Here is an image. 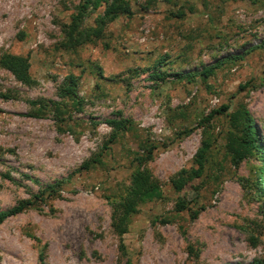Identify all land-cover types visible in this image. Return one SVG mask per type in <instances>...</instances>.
<instances>
[{"label":"rangeland","instance_id":"rangeland-1","mask_svg":"<svg viewBox=\"0 0 264 264\" xmlns=\"http://www.w3.org/2000/svg\"><path fill=\"white\" fill-rule=\"evenodd\" d=\"M77 1L0 0V56L27 57L30 79L0 65V210L59 183L0 223V264H264V150L233 163L227 117L214 112L244 107L264 148V0H129L103 39L63 50ZM107 119L130 127L114 133ZM206 134L201 173L188 177ZM139 166L160 196L135 205L122 253L111 204Z\"/></svg>","mask_w":264,"mask_h":264},{"label":"trees","instance_id":"trees-1","mask_svg":"<svg viewBox=\"0 0 264 264\" xmlns=\"http://www.w3.org/2000/svg\"><path fill=\"white\" fill-rule=\"evenodd\" d=\"M98 7H102L101 12L95 14L92 19V24L85 25L83 23L84 19L89 15L90 12L95 11ZM178 14L182 13L179 12ZM121 15H131L129 0H78L77 4L74 6V10L69 15L68 22L62 24L61 26V39L57 45L63 50H75L84 44L95 43L96 41L103 39L105 26ZM0 65L11 72L13 76L19 81L24 83L29 82L30 79L27 73V57L3 53L0 56ZM213 67H217V65L202 69L200 74H203V76L209 75L212 72ZM262 72L264 74V67ZM69 78V84L64 83L59 92V95L63 99L67 100L73 99L75 97V80L71 75ZM244 84H240L239 88L244 87ZM66 106L67 104H62L60 107H58L57 113L61 111H59V108H66ZM226 109L227 105L224 104L219 107L218 110L220 111L214 112H222L227 117V125L229 130H227L226 133L225 150H227L230 160L233 163H237L242 158L256 154H258V156L261 158L264 148L259 143L252 118L248 114L247 110L241 106L230 113H225ZM212 114L213 112L211 111L202 120L208 121L212 117ZM106 122L112 127V129H114V133L116 131L127 130L130 127L129 120L107 119ZM114 133L112 136H114ZM205 136L201 140V146L196 151L194 158L196 167L187 171L188 177H196L201 173L203 163L205 161V153L210 146L209 135L206 134ZM154 147L155 146L153 145L145 147L144 153L139 154V156L135 155L134 161L140 165L142 162L150 159ZM87 167V162L82 164V168ZM181 172L184 175L186 174L183 170ZM263 179L264 168L260 166L257 172V180L254 182V188L261 196H264ZM182 180L183 177H178L177 180L174 181L175 186H178ZM54 186L59 187V183L48 185L46 187L47 190H42L34 194L31 199L22 200L8 209L0 210V223L5 218L21 212L23 209L33 205L37 201L43 202L47 197H51L56 194L57 189H55ZM159 196L160 190L158 187V181L151 175L148 169L143 167L140 168V166L136 167L131 173L129 186L121 195L118 196V199H115L111 204L110 226L113 233L118 238L119 250L122 253H125V249L121 243V236L127 229L130 216L134 212L135 205ZM179 206L183 207L184 205ZM191 213L193 212L191 211ZM193 214H196V212ZM39 248L40 251L38 254V259L42 260L44 257V246L39 245ZM187 249L192 250L191 246H187Z\"/></svg>","mask_w":264,"mask_h":264}]
</instances>
